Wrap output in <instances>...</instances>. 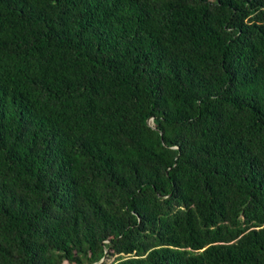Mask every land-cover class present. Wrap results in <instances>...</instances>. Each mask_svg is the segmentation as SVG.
Listing matches in <instances>:
<instances>
[{"label": "trees", "instance_id": "16d2710c", "mask_svg": "<svg viewBox=\"0 0 264 264\" xmlns=\"http://www.w3.org/2000/svg\"><path fill=\"white\" fill-rule=\"evenodd\" d=\"M105 253L264 264V0H0V264Z\"/></svg>", "mask_w": 264, "mask_h": 264}, {"label": "water", "instance_id": "95a60500", "mask_svg": "<svg viewBox=\"0 0 264 264\" xmlns=\"http://www.w3.org/2000/svg\"><path fill=\"white\" fill-rule=\"evenodd\" d=\"M148 123H149V121H147ZM150 124V123H149ZM106 253H105V255L99 260V261H97V262H95L94 264H101L105 259H106Z\"/></svg>", "mask_w": 264, "mask_h": 264}, {"label": "crops", "instance_id": "0c3cea01", "mask_svg": "<svg viewBox=\"0 0 264 264\" xmlns=\"http://www.w3.org/2000/svg\"><path fill=\"white\" fill-rule=\"evenodd\" d=\"M108 262H109V260H108Z\"/></svg>", "mask_w": 264, "mask_h": 264}, {"label": "rangeland", "instance_id": "374dc122", "mask_svg": "<svg viewBox=\"0 0 264 264\" xmlns=\"http://www.w3.org/2000/svg\"><path fill=\"white\" fill-rule=\"evenodd\" d=\"M113 260V259H112Z\"/></svg>", "mask_w": 264, "mask_h": 264}]
</instances>
